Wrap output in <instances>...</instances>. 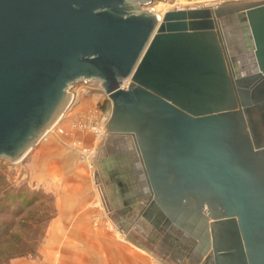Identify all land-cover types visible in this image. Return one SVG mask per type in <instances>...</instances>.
I'll return each mask as SVG.
<instances>
[{
    "label": "water",
    "instance_id": "1",
    "mask_svg": "<svg viewBox=\"0 0 264 264\" xmlns=\"http://www.w3.org/2000/svg\"><path fill=\"white\" fill-rule=\"evenodd\" d=\"M152 1L0 0V158L43 138L73 83L98 81L104 131L130 137L145 179L137 228L187 264H264V0L161 15Z\"/></svg>",
    "mask_w": 264,
    "mask_h": 264
},
{
    "label": "crops",
    "instance_id": "2",
    "mask_svg": "<svg viewBox=\"0 0 264 264\" xmlns=\"http://www.w3.org/2000/svg\"><path fill=\"white\" fill-rule=\"evenodd\" d=\"M226 28L230 41L238 50V59H244L245 68L254 70L252 58L246 54L241 57L238 23L231 20ZM104 139L117 150L115 155L104 154V161L107 159L108 164L103 165L102 171L105 175L107 173L109 184L106 188L113 193L115 202L112 206L119 212V220L123 223L118 233L108 222V212H104L101 206L103 198H99L95 186L83 180L68 179V165L72 163L67 159L70 155L67 145L65 149L60 142L46 139L40 140L31 150L25 163L26 171L37 187L52 192L55 205L43 237L44 243L41 244L42 259L37 257L40 264H187L183 257L187 250L178 246L177 242L165 239L162 234L156 236L157 232L152 227L144 238L135 228L146 199L144 187L139 186V174H135L137 177L130 175L128 169H133L136 164V156L130 152L132 141L127 135L109 133L105 134ZM53 151H62L60 154L63 156L54 157ZM56 159L58 165L52 167L51 161ZM112 168H119V173L122 171L119 178L125 182V197L121 196L118 181L109 175L113 172ZM50 170L53 173L52 181L47 179L51 175ZM70 175L74 177L73 173ZM118 235L124 238L118 239ZM23 262L21 260L17 264Z\"/></svg>",
    "mask_w": 264,
    "mask_h": 264
},
{
    "label": "rangeland",
    "instance_id": "3",
    "mask_svg": "<svg viewBox=\"0 0 264 264\" xmlns=\"http://www.w3.org/2000/svg\"><path fill=\"white\" fill-rule=\"evenodd\" d=\"M228 1L235 0H154L147 7H152L157 13L159 10L164 13L166 10L181 6L209 7ZM70 91L75 94V98L57 122L62 133L53 128L46 132L41 141L53 140L60 142L65 149L66 145L69 147L67 153L70 155L67 159L72 165L70 163L68 165V179L83 180L84 183H92L95 186V192L99 198L100 196L103 198L104 202L101 206L104 212H108V222L114 232L118 233L123 223L119 220V212L112 206L115 202L113 193L106 188L109 184L107 173L105 175L102 171L103 165L107 163V159L104 161V154L115 155L114 152L117 151L104 139L107 134L104 127L109 115L110 100L98 89V81L95 80L77 82ZM33 148L34 146L15 162L0 158V264H17L21 260L24 261L23 264L41 263L43 255H41V244L44 243L43 237L50 217L55 211V205L52 192L37 187L26 171L25 163ZM132 148L131 146V150ZM60 152L62 151H53L52 156H63ZM135 156L138 158L137 155ZM51 163L52 167L58 165L57 159ZM112 169L113 172L109 175L118 181L122 190L121 196L125 197L126 190L123 189L125 182L119 178L122 171L119 173V168ZM133 171L134 168L130 169V172ZM72 173L74 177H71ZM50 174L47 179L52 181L51 170ZM32 197L34 199L28 203ZM124 201L127 203V199ZM135 228L146 238L142 230L137 228V224Z\"/></svg>",
    "mask_w": 264,
    "mask_h": 264
},
{
    "label": "bare ground",
    "instance_id": "4",
    "mask_svg": "<svg viewBox=\"0 0 264 264\" xmlns=\"http://www.w3.org/2000/svg\"><path fill=\"white\" fill-rule=\"evenodd\" d=\"M156 8V7H155ZM161 8V7H160ZM159 9V8H158ZM165 9V8H164ZM164 9H163V11H164ZM157 10V9H156ZM159 13H157V14H159V15H161L163 12H161L160 10L158 11ZM133 147V146H132ZM134 156L135 155H137L136 154V151L134 150V147L132 148V150L130 151ZM117 158V157H116ZM137 159L138 158H136V162H138L137 164H135V166H134V171H133V173H135V174H141L142 173V168H141V164H140V161H139V159H138V161H137ZM136 165H138L137 167H136ZM139 167V168H138ZM130 168V167H129ZM130 169H132V168H130ZM130 169H129V171H130ZM138 169V170H137ZM140 171V172H139ZM132 172H130V175L131 174H133ZM134 175V174H133ZM139 175H137V176H139ZM136 175H135V177H137ZM133 178H135L134 176H132ZM137 183V182H136ZM139 186H142L141 188H143L144 186H145V179L144 178H141V179H139ZM143 196H144V194H142ZM140 200L142 199L141 197L139 198Z\"/></svg>",
    "mask_w": 264,
    "mask_h": 264
},
{
    "label": "built area",
    "instance_id": "5",
    "mask_svg": "<svg viewBox=\"0 0 264 264\" xmlns=\"http://www.w3.org/2000/svg\"><path fill=\"white\" fill-rule=\"evenodd\" d=\"M176 8H188V7H183V6H181V7H176ZM150 9H152V10H154L152 7L150 8ZM92 81V80H91ZM77 82H80V81H77ZM77 82H75V83H73L69 88H68V90L70 91V89H72V87L77 83ZM82 82H89V81H82ZM129 83V80L127 79V80H123L122 81V83H121V87L122 88H124V87H127V84ZM98 89L101 91V89L99 88V86H98ZM71 92V91H70ZM72 93V92H71ZM75 98V94H73L72 93V101H73V99ZM72 101H71V103H72ZM108 118V117H107ZM107 118H106V120H107ZM55 129V130H57V132H59V133H62V130L60 129V128H58V126H57V123L51 128V129ZM50 129V130H51Z\"/></svg>",
    "mask_w": 264,
    "mask_h": 264
},
{
    "label": "trees",
    "instance_id": "6",
    "mask_svg": "<svg viewBox=\"0 0 264 264\" xmlns=\"http://www.w3.org/2000/svg\"><path fill=\"white\" fill-rule=\"evenodd\" d=\"M33 199H34L33 197H32V198H30V200L28 201V203H29V202H31Z\"/></svg>",
    "mask_w": 264,
    "mask_h": 264
}]
</instances>
